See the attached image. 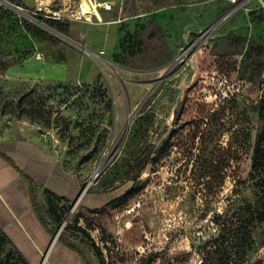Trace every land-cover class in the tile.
I'll use <instances>...</instances> for the list:
<instances>
[{
    "label": "rangeland",
    "instance_id": "obj_1",
    "mask_svg": "<svg viewBox=\"0 0 264 264\" xmlns=\"http://www.w3.org/2000/svg\"><path fill=\"white\" fill-rule=\"evenodd\" d=\"M78 1L0 0V135L32 139L112 198L98 212L61 210L63 230L85 227L96 243L76 242L89 264H202L215 216L250 172L251 149L230 156L237 127L255 140L264 0H116L101 19L52 22ZM26 60L68 73H10ZM253 236L244 264H263L264 224ZM10 249L0 239V264H22Z\"/></svg>",
    "mask_w": 264,
    "mask_h": 264
},
{
    "label": "crops",
    "instance_id": "obj_2",
    "mask_svg": "<svg viewBox=\"0 0 264 264\" xmlns=\"http://www.w3.org/2000/svg\"><path fill=\"white\" fill-rule=\"evenodd\" d=\"M110 11L100 9L94 17L101 19L102 12ZM18 67L10 73L26 77H41L47 69L59 71V76L62 72L68 73L67 67L51 68L37 60H26ZM49 192L72 205L71 209L75 205L84 209L99 208L112 199L104 192L92 193L85 189L83 178L39 143L25 136L0 135L1 231L31 264H86L76 250L51 235L41 222L45 194Z\"/></svg>",
    "mask_w": 264,
    "mask_h": 264
},
{
    "label": "trees",
    "instance_id": "obj_3",
    "mask_svg": "<svg viewBox=\"0 0 264 264\" xmlns=\"http://www.w3.org/2000/svg\"><path fill=\"white\" fill-rule=\"evenodd\" d=\"M52 22L58 24L59 27L63 24L56 19ZM254 115L257 123L254 143L252 142V132L248 128L239 129V127H237L234 133L233 152L230 156L232 160L239 162L246 153L247 148L251 149V165L248 178L246 180L237 181L236 188L233 191V198L230 200L229 206L231 210L215 216L213 223L218 228V234L200 246L199 250L202 256V264H217V262L230 264L232 259L236 262L240 261V264H244L245 261H247L246 259L249 252L253 251L255 247L253 230L257 225L264 224V97L261 98L258 105L255 106ZM152 147V144H150L131 167V179L134 181V185L122 196V198H129L135 193L136 179L140 177L144 168L150 162ZM245 190H251L253 192L254 201L245 200L243 198V192ZM45 198L49 200V203L45 202L46 205L42 208L41 222L47 231L55 236L58 228L62 225L61 220H63V217L60 216L61 210L66 211V208H68L66 213L68 214L72 205L63 203L60 197L50 192L45 194ZM50 199L55 200L57 206H54V201H50ZM111 202L113 201H110L102 207L90 208L87 210L89 212H98L111 205ZM78 227V232L74 229L62 230L58 239L71 249L76 250L83 257L85 263L89 264L85 259L81 243H87V241L85 242L86 237L88 240H91L90 247L92 249L97 250L98 247L92 240L88 230L82 226ZM0 239L11 247L10 251L14 253L15 257L22 264H31L26 256L14 245L10 238L1 231V229ZM76 242H79L81 247L78 246ZM4 261L5 258H2L0 263H4Z\"/></svg>",
    "mask_w": 264,
    "mask_h": 264
},
{
    "label": "built area",
    "instance_id": "obj_4",
    "mask_svg": "<svg viewBox=\"0 0 264 264\" xmlns=\"http://www.w3.org/2000/svg\"><path fill=\"white\" fill-rule=\"evenodd\" d=\"M114 4L115 2L113 0H79L75 7L69 11V14L59 11L52 13L51 17L58 20H67L70 18L90 21L94 16L98 15L100 9L110 11L113 9ZM37 58L41 57L38 55Z\"/></svg>",
    "mask_w": 264,
    "mask_h": 264
},
{
    "label": "water",
    "instance_id": "obj_5",
    "mask_svg": "<svg viewBox=\"0 0 264 264\" xmlns=\"http://www.w3.org/2000/svg\"><path fill=\"white\" fill-rule=\"evenodd\" d=\"M62 230H63V226H61L60 231L56 234V238L59 237V235H60V233H61Z\"/></svg>",
    "mask_w": 264,
    "mask_h": 264
}]
</instances>
